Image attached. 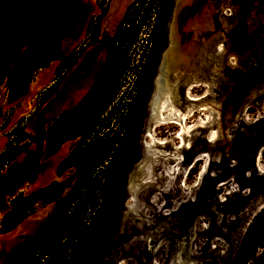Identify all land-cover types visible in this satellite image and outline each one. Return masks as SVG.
Masks as SVG:
<instances>
[{
  "label": "rangeland",
  "instance_id": "374dc122",
  "mask_svg": "<svg viewBox=\"0 0 264 264\" xmlns=\"http://www.w3.org/2000/svg\"><path fill=\"white\" fill-rule=\"evenodd\" d=\"M104 1L106 4L105 15L102 17L100 23L98 19L90 23L89 31L90 33H94L95 35L97 34L98 36L101 35V37L103 36L106 38L105 46L100 53V56L105 57V60L103 62L105 64L106 62H108L109 57L111 56L114 50L115 35L118 34L117 31L120 29L121 25H123L122 22L124 21L126 15L128 14L129 18L131 19L135 16L136 10L132 11L131 8L133 4L138 0H132L130 4H127L123 9L113 6L114 0H104ZM7 2L9 6L13 2V0H0V8L4 9V7H6ZM223 4L226 8L231 9L232 11L233 9H235L237 13L234 21L233 20L230 22L227 21L228 23L226 27L223 28V30H225L228 34L234 30L235 31L234 37H231L230 39L227 40L220 39L218 43V44H222L225 50L231 53L229 54L228 57L227 56L224 57L225 61L223 60V62H220L219 57H216V52L213 50L212 53H209L203 60L208 62V65L204 62V65L207 66L205 68V71L202 70V72L199 75H197L199 81L207 83V85L210 86V88L213 87V89L215 90L214 96H217L216 99L217 109L215 110V113L216 114L218 113L217 114L218 126L221 123V115L219 114L220 113L219 109L221 105L226 101L227 96L231 91L230 90L231 86L232 89L234 88V90L236 91L235 92L236 97L231 98L230 101L233 99V101L238 102L237 105L240 109L242 108L241 106L243 103L245 104L244 107L249 103L248 100L252 93L264 89V0H209L207 5V10L205 11L206 19H204V24L208 32H216L218 30V29L215 30L212 29L213 26L214 27L216 26L218 28V24L216 21L217 19L216 20L212 19L211 23H209L207 19L210 18V11L212 9L216 10ZM93 5L95 6V3H93ZM93 12L96 15L100 13L99 10H95ZM228 13L230 14V12ZM110 19H112V22H110ZM152 24H153V19H150L143 28L139 36L138 42L134 46H132L129 50H127L125 60L131 65L132 68L136 67L138 63L141 62V53L144 50V47L146 46V41L148 40V36L152 28ZM218 36H220V34H218ZM19 39L20 40H18V46L12 50L13 51L12 54L8 55L7 61H8V68L11 69L14 78H16L17 81L22 82V80L25 78V75H22V70L23 68L27 70V66L29 64L28 61L32 57L31 53H27L30 49H32L31 48L32 44L27 38L20 37ZM55 46H56V41H55ZM56 50L58 52V49ZM56 58H58L57 53L54 56H50L46 58L44 62L35 66L34 68L27 70L29 71V77L25 83H20L21 85L17 86L13 83H10L11 81L8 82V97L9 95L11 96L12 93L15 95L16 90H18V88L19 90L17 91L16 94L17 97L15 98V102L12 103L10 107H8V102H7L6 105L3 106V111L0 113V141H1L0 144L2 143L0 147H3L4 145L5 150L9 146H12L13 148H17V147L27 148L25 153L19 156L13 163L8 165V177L12 178L14 181L12 186L8 185V195L11 192L12 195L23 194L27 196L54 182L63 184L66 189L64 191L62 198L59 201L50 205L38 203L34 208V214L30 216L26 221H24L22 225H20L17 229H15L13 232L7 235L0 234V239L6 237H7L6 239H10V237L14 235V241H15L14 244L12 243L13 245L11 244L12 246L10 245L11 247L9 251L6 252L0 264L5 263L9 253L14 247L38 234L41 231V229L61 210L64 200L68 195H70L71 187L74 183L73 180L75 174L74 169H69L65 171L61 176L58 174V170L62 165V163L67 159V157L71 155V153L79 145L81 140L77 139L73 141H68L61 147V149L55 155L47 158L45 154V149H46V136L48 133L49 125H46L42 130L39 129L36 130L35 128H32L30 126L35 115L46 104V102L44 103L42 102L43 94L49 87L53 85V83L56 82V75H57L56 66L58 65V63H53L49 65L46 69L42 70V72H36V70L38 68L47 66V64L51 60H54ZM228 70L230 72V75H226V72ZM50 72H53V74L51 75ZM98 74L95 77L94 81H92L91 85L86 89V92L83 95L84 97L88 94V92L95 84L98 78ZM42 75H48V76L51 75L52 77L50 76L51 78L49 80V83H47L41 90H39V92L34 93L32 87L34 88L38 79ZM75 75H77L78 77L81 76L80 74L77 73H75ZM69 76L66 75L65 78H63L62 82L59 85V88L54 92V94L60 89V87L63 85L66 79L69 78ZM82 76L85 77L86 74H83ZM134 79H135L134 72L133 70H131L123 78L121 88L117 93L112 108L116 107L118 104L121 103V99L124 93L126 95L131 90ZM20 88L21 89L26 88L28 95L27 96L25 95L24 103L22 102L21 104L17 105L18 102L21 99H23V94H19V93L24 90H21ZM206 90L207 88L201 87L199 88V91L196 90L197 93H195V95H203V93H205ZM148 103L145 109L144 123L142 127L141 138L138 144V149L140 151L141 158L138 163L133 165L126 179V186H125L126 200L124 203V208H123L118 232L110 247L99 256L97 260V264H112L111 263L112 259L117 260V262L121 264L123 261H118V259L120 260V258H117V256L119 255L118 253L119 250H122V247H125L126 243L129 244L134 242L136 238L135 236L137 235L134 230L136 224H134L132 227L130 217H127L126 215L128 214L127 205L129 204L130 206L133 207V205L136 206L137 203L135 199L136 197L134 198V195L133 193H131L130 190L131 186H129L130 183L129 176L134 172L133 170H135V168L142 163L144 159L143 144H145L147 141L152 139L151 137H149L152 136L151 135L152 128H149L150 125H147V121H149ZM1 104H3V99ZM258 106H260V108ZM263 109H264V100L261 103H257L255 109L254 108L248 109L247 111L249 112L246 111L245 114H247V116L252 120H256L263 113L264 111ZM234 116H238L237 113ZM115 119H117V116H115ZM20 127L28 135V138L19 140L16 135H13L12 137L10 136L13 131H15ZM217 128L219 130V127ZM218 130L216 131L218 132ZM217 132L216 134H218ZM166 137H167L166 133L163 132V135L162 137H160V139H165ZM226 150L228 151V149ZM216 154H217L216 156H218V152ZM227 156H228L227 158L230 159V161L234 158L229 153L227 154ZM263 158H264V154H263ZM53 160H55V163L54 166L52 167V170L51 171L47 170L48 173H51L52 178L43 185H39L40 177L43 174V172H45L44 167L47 168V165ZM205 165L206 164L203 163L197 165L196 167H194V169H191L190 172L188 173L190 175H188L187 179L185 178L186 179L185 185L190 186L193 184H198L199 175L202 173L201 168ZM208 167H209V171H211L209 173L211 175L210 177L217 176V174H215L216 172L213 169H210V165H206V169H208ZM243 172L247 173V168H245ZM235 173H236L235 171H231L225 176L222 175V177H220L219 179H216L217 177L214 178L215 180L214 184L220 185L225 183L230 178H233V176L236 175ZM240 183H245V182H240ZM247 187H248L247 185H243L242 189L245 192L248 189L249 191H254V195H250L244 198L242 206L240 205L238 207L240 208V210H238V208L234 209L235 211L233 210L234 212L233 214H230L227 211V209L229 208L226 205H224L227 203V200L229 198L227 195H229L228 193L230 191H225L217 194V197L215 198L218 200H216L214 199V196H209L208 194H206L207 193L206 190L199 189L194 194H188V198L185 201L193 204L192 209L191 207L189 208L188 206H185L186 204L185 202L183 205L182 203L176 204L172 206L173 208L171 207V209H173L172 211H174L173 213H175L174 216L173 217L169 216V214L171 215L172 213H170L168 210H164L166 211L164 212V215H166V217L169 218L168 221L164 220L165 222L160 225L155 224L156 226L154 225V228L152 229H174L176 225L180 228V226L183 224L182 222H180V220L182 219L181 217H183L188 221L189 229L187 226L185 228L181 227L183 229H179V228L174 229L177 232L173 230L166 236H163L161 241L163 240L165 241V239L171 237L175 239L176 242H180L183 240L185 241V245H189L190 243L189 241H191V238L189 239V237L191 236V231L193 229L200 228V230H198L199 233L195 234V241L197 238L200 240L197 239L198 241L195 242V244L193 245V250L197 254V256H200L203 264H205L207 259L210 258L214 260L212 264H234L235 257L238 254L242 242L245 240L250 230L254 227L256 221L258 220L259 215L264 210V206H262L261 209H259L257 212H254L255 216L251 220V223L248 226V228L245 229L244 235L242 236L239 244L238 245L235 244L236 243L235 235L236 233H238L239 226L233 224L229 226L225 222V220L226 219L228 220L229 216L230 219H233L236 218L235 216L238 213H243L242 210L244 208L243 204L247 205L250 201L253 200L254 197L261 198L262 196H264L263 195L264 193L262 194L260 193V191H256L252 187H248V188ZM159 199L161 198L158 197L157 201ZM215 200L217 204L215 203ZM162 201H158L156 205L157 207L152 215L153 217L157 218L158 216H161L160 210H162L165 205V202L163 203ZM221 203L222 205H220ZM236 210H238L239 212ZM2 218H0V222ZM207 220L209 221V223ZM214 223L216 224L215 228H217V225L221 224L222 230L213 229V231L215 232L211 234V232L209 233L211 229H204L208 225L212 226ZM191 224H192V229H191ZM159 233H156L154 235L158 236ZM218 235H221L224 238L222 240H224L225 243H227V241H230V247L226 251L218 252V256L220 255L219 257L211 253V248L213 246L216 247V244L214 243L218 242V238H219ZM157 240H158L157 238H153L152 241L151 240L149 241L150 242L148 247L149 251L156 252L158 250L159 246L161 245V241L158 242ZM133 254L134 253L132 251L131 253L129 252V256L130 255L133 256ZM154 261H153L154 264H158L155 259ZM186 264H190V262L189 263L186 262ZM249 264H264V243L262 247L257 251L256 257Z\"/></svg>",
  "mask_w": 264,
  "mask_h": 264
},
{
  "label": "trees",
  "instance_id": "16d2710c",
  "mask_svg": "<svg viewBox=\"0 0 264 264\" xmlns=\"http://www.w3.org/2000/svg\"><path fill=\"white\" fill-rule=\"evenodd\" d=\"M174 2H135L131 10H136V14L132 19L127 14L122 22L108 70L98 89L48 128L47 158L68 141L81 140L58 170L60 176L69 169L75 170L71 193L61 210L38 234L14 248L5 264H97L99 256L113 243L126 200V179L141 158L138 144L145 109L153 92L161 54L167 47ZM150 19L153 24L141 62L132 68L125 60L127 50L138 42ZM71 61L67 63L75 64L74 59ZM131 70L135 76L132 88L123 94L121 103L112 108L123 78ZM62 74L57 76V82ZM56 88L57 83L47 89L42 96L43 103L52 97ZM13 135L19 140L28 138L21 127L10 136ZM26 150V147L9 146L0 155V162L9 165ZM65 189L63 184L54 182L30 195H17L0 223V234L14 231L34 214L38 203L50 205L59 201ZM263 243L264 210L242 242L234 264H249Z\"/></svg>",
  "mask_w": 264,
  "mask_h": 264
},
{
  "label": "bare ground",
  "instance_id": "6f19581e",
  "mask_svg": "<svg viewBox=\"0 0 264 264\" xmlns=\"http://www.w3.org/2000/svg\"><path fill=\"white\" fill-rule=\"evenodd\" d=\"M124 1L123 6L125 7L127 4H130L132 0ZM123 6H121L120 9H123ZM215 52L216 57H219V61L223 62L224 57H226L224 46L218 44L215 48ZM204 62L208 65V62ZM96 67L98 68V66ZM206 67V65L203 66L204 69ZM96 69L87 74L85 76L87 78L84 76L78 77L75 73H72L69 78L66 79L62 86L61 97L58 99V102L53 105V108L47 116L50 120L54 118L55 112L71 107V105L86 92V89L91 85V79L96 73ZM27 72L28 71L23 68L22 75H26ZM50 73L51 75L53 74V72ZM199 74L200 73L197 75ZM226 75H230L229 70L226 72ZM50 76L42 75L34 88L32 87L34 90L33 92H39V90L49 83L52 77ZM201 87L207 88L205 93H203V95H195ZM230 90L226 101L219 109L221 123L218 126V113H215L217 109V96H214L215 90L213 87L210 88L207 83L196 81L195 79L191 87L185 91L179 99L175 100L172 98V95L165 90L163 80L159 78L156 79L153 94L148 103L149 121H147V125H150L149 128H152V136H149L152 139L143 144L144 159L129 176L130 190L134 198L136 197L137 203L136 206L133 205V207L129 204L127 205L128 214L126 215L130 217L132 227L136 224L134 229L141 231L138 232L139 234L152 230L155 224L160 225L165 222L164 220L168 221L169 218L164 215V212H166L164 210H168L172 213L171 215L169 214V216L173 217L175 213H173L174 211H172L173 209H171V207L180 203L183 205L188 198V194H194L199 189L206 190L207 193H205L209 196H214V199H216L215 197H217V194L230 191L228 193L229 195H227L229 197L227 203H223L229 208L226 209L230 214L234 213V209H237L240 205L242 206L244 198L254 195V191H249V189L245 192L242 189L243 185L252 187L262 194L264 193V111L256 120H252L245 114L248 109H255L257 103H261L264 100V89L252 93L248 100L249 103L245 107L243 103L241 109L237 105L238 102L233 101V99L230 101L231 98L236 97V91L234 88L232 89V86ZM24 93L26 96L28 95L27 91H22L19 94ZM258 107L260 108V106ZM235 112L238 116H234L236 115ZM217 127H219V130ZM216 130H218V132ZM163 132L166 133L167 137L165 139H160ZM216 132L218 134H216ZM2 148L3 147H0V151ZM226 149H228V151ZM217 152L218 156H216ZM227 152L234 157L231 161L227 158ZM55 160L51 161L47 165V168L44 167L45 172H43L40 177L39 185H43L52 178L51 173H48L47 170H52ZM203 163L210 165V169H213L217 176L210 177L211 175L209 173L211 171H209V167L206 169L205 165L201 168L202 173L199 175L198 184L190 186L185 185V181L188 175H190L188 174L190 170ZM245 168H247V173L243 172ZM231 171L236 172L233 178H230L220 185L214 184V178L217 177L216 179H219L222 175L225 176ZM158 197L161 198L158 201L163 200L162 202H165V205L163 209L160 210L161 216L156 218L152 215L157 207ZM185 203V206L191 207L192 209V203ZM220 205H222V203ZM243 206V213L237 214L235 212L237 214L235 216L236 218L230 219L229 216V219L225 220L229 226L232 224L239 226L238 233L235 235V244L237 245L244 235L245 229L248 228L251 220L255 216L254 212H257L264 206V196L261 198L254 197L252 201L247 205L243 204ZM238 210H240V208H238ZM215 225V223L212 226L208 225L204 229H211L209 233L211 232V234H213V232H215L213 229H221V224L217 225V228H215ZM161 230L163 229L154 230L152 234L159 233ZM135 233L137 234V232ZM218 237V242L214 243L216 247L213 246L211 248V253L217 255V257L220 256H218V252L226 251L230 247V241L225 243L221 235H218ZM8 240L10 243H8ZM13 242L14 235L11 236L10 239H6V241L0 243V263ZM117 258H120L118 261H123L121 264H132L126 254L121 253ZM212 262H214V260L210 258L207 259L205 264H212ZM111 263L119 264L117 260L113 259ZM157 263L164 264V260L157 261Z\"/></svg>",
  "mask_w": 264,
  "mask_h": 264
},
{
  "label": "flooded vegetation",
  "instance_id": "af4514ba",
  "mask_svg": "<svg viewBox=\"0 0 264 264\" xmlns=\"http://www.w3.org/2000/svg\"><path fill=\"white\" fill-rule=\"evenodd\" d=\"M92 2L95 3V6ZM123 2L125 1L114 0L113 6L121 8L124 4ZM105 7L106 4L104 0H13L9 6L7 2L4 9L0 8V113L3 111V106L8 102V82L11 81L10 83L19 86L21 85L20 83H25L29 77L28 71L22 82H19L14 78L11 69L8 68V55L12 54V50L18 46L20 37L27 38L32 44V49L27 52L32 54V57L28 61L27 70L34 68L44 62L46 58L54 56L57 53L58 58L51 60L47 66L36 70V72H42V70L46 69L49 65L58 63L56 66V82L53 83V85L57 83L56 90L59 88L60 83L66 75L69 76L72 73H77L81 76L83 74L87 75L92 70H95L97 68L96 66H98V68L91 81H93L98 70H100L98 78L84 98L98 89L99 82L108 70L113 52L108 62L101 68L104 57H101L100 53L105 46L106 38L103 36L101 37V35L98 36L97 34L90 33L89 26L90 23L97 19L99 23L101 22L102 17L106 13ZM95 10H99L100 13L96 15L93 12ZM228 12H230V14ZM236 14L235 9L232 11L226 8L224 4L216 10L212 9L210 11V18L207 19L209 23L212 22V19H217L218 28L213 26L212 29H218L217 31L220 34L218 37L219 40H227L234 37V30L228 34L223 28L226 27L227 21H234ZM116 36L117 34L115 35L114 42ZM56 49H58V52ZM73 59L75 60V64L71 63ZM68 60L71 62L67 63ZM60 72H63L62 78L57 82V76ZM2 99L3 104H1ZM5 167H7V165H3L0 162V172ZM0 190L5 192V185H3ZM181 218L180 222L183 224L180 228L176 225L174 229H183L186 226L189 229L188 221L183 217ZM174 229H163L164 231L161 230L158 236L152 234L154 230L158 229H152L148 232H142L141 234L138 233L141 231L134 229L135 232H137L134 242L129 244L126 243L125 247L119 250V255L117 254V257H119L121 253L126 254L132 264H153L152 261H154V259L156 261L164 260V264H184V262L185 264L186 262H190V264H203L200 256L198 257L193 250L194 243L200 240L197 238L198 240L195 241V234L199 233L198 230L200 229H193L191 231V236L189 237L191 241H189V245H185V241L183 240V242H176L175 239L171 237H168L165 241H161L163 236H166ZM174 231L177 232L176 230ZM153 238H157L158 242L161 241V245L158 248L159 251L149 252V241H152ZM131 251L134 252V256H129V252Z\"/></svg>",
  "mask_w": 264,
  "mask_h": 264
},
{
  "label": "water",
  "instance_id": "95a60500",
  "mask_svg": "<svg viewBox=\"0 0 264 264\" xmlns=\"http://www.w3.org/2000/svg\"><path fill=\"white\" fill-rule=\"evenodd\" d=\"M208 2L209 0H175L174 2L172 15L167 29V47L161 54L157 67V74L153 81V89L156 79L159 78L160 80H163L165 90L172 95V98L175 100L179 99V97L191 87L192 82H195V79L196 81H199L197 79V74L201 73L202 70L205 71L203 68V60L209 53H212L213 50L215 51V48L219 43V33L208 32L204 24V19H206L205 11L207 10ZM110 22H112V19H110ZM225 53L228 57L231 52L226 51ZM103 64L101 65V68ZM99 71L100 70H98L97 74ZM62 86L35 115L30 125L32 128L42 130L46 125H49L50 127L63 113L74 109L84 99L83 94L71 105V107L55 112L54 118L50 120L47 116L53 108V105L58 102V99L61 97ZM18 90H16L15 95L13 93L11 96L9 95L8 107L15 102ZM21 90L26 91V88ZM25 95L26 94L24 93L23 99L25 98ZM21 103L22 99L17 105ZM6 238L0 239V243L6 241ZM14 248L9 253L7 259Z\"/></svg>",
  "mask_w": 264,
  "mask_h": 264
},
{
  "label": "crops",
  "instance_id": "0c3cea01",
  "mask_svg": "<svg viewBox=\"0 0 264 264\" xmlns=\"http://www.w3.org/2000/svg\"><path fill=\"white\" fill-rule=\"evenodd\" d=\"M22 102L24 103L25 100L22 99ZM1 142V141H0ZM2 144V143H1ZM0 144V145H1ZM4 144V143H3ZM4 148L1 149L0 151V154L5 150V146L3 145ZM11 166V165H10ZM0 179H1V183H0V188L5 185V192H2L0 190V218H2L3 216H5L12 208V205H11V201L13 200V198L17 195H12L11 192L10 194L8 195V185L9 186H12L13 185V179L8 177V165L7 167H5L1 172H0ZM3 219V218H2ZM1 219V221H2ZM1 223V222H0ZM22 225V224H21ZM20 226V225H19ZM18 226V227H19ZM17 227V228H18ZM16 228V229H17ZM13 232V231H12ZM11 233V232H10ZM9 234V233H8ZM9 238V237H8ZM15 242V241H14ZM13 242V244H14ZM8 243H10V241L8 240ZM12 244V245H13ZM11 245V246H12ZM10 246V247H11ZM10 247L8 248V251L10 249Z\"/></svg>",
  "mask_w": 264,
  "mask_h": 264
}]
</instances>
